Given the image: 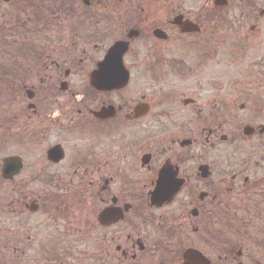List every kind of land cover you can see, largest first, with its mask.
I'll return each instance as SVG.
<instances>
[{
  "label": "flooded vegetation",
  "instance_id": "flooded-vegetation-1",
  "mask_svg": "<svg viewBox=\"0 0 264 264\" xmlns=\"http://www.w3.org/2000/svg\"><path fill=\"white\" fill-rule=\"evenodd\" d=\"M80 253L264 264V0H0V264Z\"/></svg>",
  "mask_w": 264,
  "mask_h": 264
},
{
  "label": "water",
  "instance_id": "water-1",
  "mask_svg": "<svg viewBox=\"0 0 264 264\" xmlns=\"http://www.w3.org/2000/svg\"><path fill=\"white\" fill-rule=\"evenodd\" d=\"M125 49L116 44L108 53L104 63L99 67V70L93 74L92 85L98 89H113L119 87V81H101L100 78L103 75L120 76L124 74L122 58L125 53Z\"/></svg>",
  "mask_w": 264,
  "mask_h": 264
},
{
  "label": "rangeland",
  "instance_id": "rangeland-1",
  "mask_svg": "<svg viewBox=\"0 0 264 264\" xmlns=\"http://www.w3.org/2000/svg\"><path fill=\"white\" fill-rule=\"evenodd\" d=\"M83 248H85V244H82V250H84ZM87 263V259H82V255L81 253L78 255V264H86Z\"/></svg>",
  "mask_w": 264,
  "mask_h": 264
}]
</instances>
